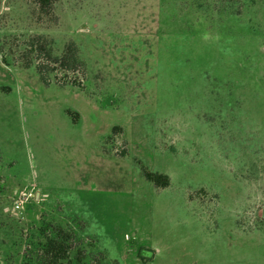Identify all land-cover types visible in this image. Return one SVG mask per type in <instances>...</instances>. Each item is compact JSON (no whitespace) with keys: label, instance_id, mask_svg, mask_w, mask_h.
Here are the masks:
<instances>
[{"label":"rangeland","instance_id":"374dc122","mask_svg":"<svg viewBox=\"0 0 264 264\" xmlns=\"http://www.w3.org/2000/svg\"><path fill=\"white\" fill-rule=\"evenodd\" d=\"M38 34L84 72L16 64ZM0 42V264L48 224L82 264H264V0H0Z\"/></svg>","mask_w":264,"mask_h":264},{"label":"trees","instance_id":"16d2710c","mask_svg":"<svg viewBox=\"0 0 264 264\" xmlns=\"http://www.w3.org/2000/svg\"><path fill=\"white\" fill-rule=\"evenodd\" d=\"M235 1L240 0H221L223 4H231ZM33 2L37 6L41 17H47L53 14L57 0H33ZM22 43L24 45V51L20 56L22 60L15 61V63L21 64L25 69H30L33 65H36L41 81L46 86L51 84L50 74L57 70L77 73L85 68L81 53L75 42L66 44L59 55L53 54L52 43L45 35L30 36L24 39ZM0 44L5 46L3 42H0ZM5 52V47H1L0 53L3 60ZM74 86L77 85L74 83ZM147 179L160 188L170 186V177L165 174L147 173ZM44 232L45 242L40 257L41 264H73L75 261L82 264L88 259L85 249L81 247V241L77 239V235L71 230L61 227L56 228L48 224V226H45Z\"/></svg>","mask_w":264,"mask_h":264},{"label":"built area","instance_id":"2783aa9c","mask_svg":"<svg viewBox=\"0 0 264 264\" xmlns=\"http://www.w3.org/2000/svg\"><path fill=\"white\" fill-rule=\"evenodd\" d=\"M26 203L27 199L25 197L22 196L21 198H19L15 204V211L24 209Z\"/></svg>","mask_w":264,"mask_h":264}]
</instances>
